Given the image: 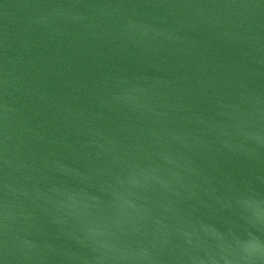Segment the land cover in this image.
I'll return each mask as SVG.
<instances>
[{"label":"water","instance_id":"obj_1","mask_svg":"<svg viewBox=\"0 0 264 264\" xmlns=\"http://www.w3.org/2000/svg\"><path fill=\"white\" fill-rule=\"evenodd\" d=\"M0 264H264V0H0Z\"/></svg>","mask_w":264,"mask_h":264}]
</instances>
